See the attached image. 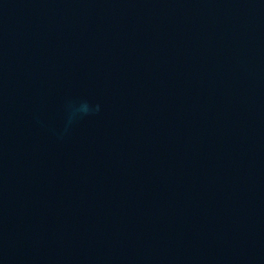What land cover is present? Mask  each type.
<instances>
[{
  "label": "water",
  "instance_id": "obj_1",
  "mask_svg": "<svg viewBox=\"0 0 264 264\" xmlns=\"http://www.w3.org/2000/svg\"><path fill=\"white\" fill-rule=\"evenodd\" d=\"M0 264H264V0H0Z\"/></svg>",
  "mask_w": 264,
  "mask_h": 264
},
{
  "label": "clouds",
  "instance_id": "obj_2",
  "mask_svg": "<svg viewBox=\"0 0 264 264\" xmlns=\"http://www.w3.org/2000/svg\"><path fill=\"white\" fill-rule=\"evenodd\" d=\"M88 112H89L88 105L86 103L81 105L79 109L74 110L72 112V115L70 116V122L72 119H75L77 117V113L88 114Z\"/></svg>",
  "mask_w": 264,
  "mask_h": 264
}]
</instances>
